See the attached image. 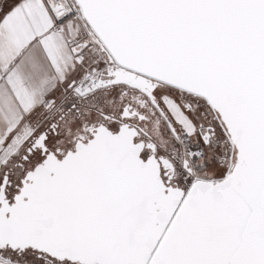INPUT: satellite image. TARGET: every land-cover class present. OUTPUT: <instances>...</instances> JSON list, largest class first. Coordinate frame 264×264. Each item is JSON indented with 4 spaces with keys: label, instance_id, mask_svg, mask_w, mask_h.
<instances>
[{
    "label": "snow or ice",
    "instance_id": "1",
    "mask_svg": "<svg viewBox=\"0 0 264 264\" xmlns=\"http://www.w3.org/2000/svg\"><path fill=\"white\" fill-rule=\"evenodd\" d=\"M0 264H264V0H0Z\"/></svg>",
    "mask_w": 264,
    "mask_h": 264
}]
</instances>
